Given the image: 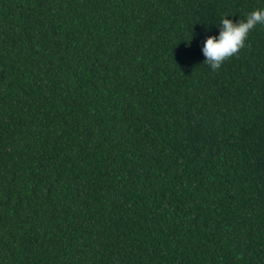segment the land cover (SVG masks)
I'll return each mask as SVG.
<instances>
[{"label": "trees", "instance_id": "1", "mask_svg": "<svg viewBox=\"0 0 264 264\" xmlns=\"http://www.w3.org/2000/svg\"><path fill=\"white\" fill-rule=\"evenodd\" d=\"M264 0H0V264H264Z\"/></svg>", "mask_w": 264, "mask_h": 264}, {"label": "clouds", "instance_id": "2", "mask_svg": "<svg viewBox=\"0 0 264 264\" xmlns=\"http://www.w3.org/2000/svg\"><path fill=\"white\" fill-rule=\"evenodd\" d=\"M257 25H264V9L258 8L246 15L245 19L238 22L223 18L219 22V36H209L203 46L205 60L203 64L212 70H219L225 61L233 56H238L245 47L249 33Z\"/></svg>", "mask_w": 264, "mask_h": 264}]
</instances>
